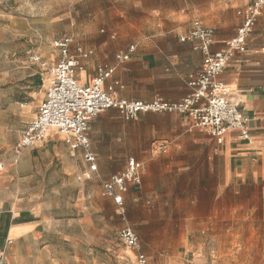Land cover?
I'll list each match as a JSON object with an SVG mask.
<instances>
[{
  "label": "crops",
  "instance_id": "0c3cea01",
  "mask_svg": "<svg viewBox=\"0 0 264 264\" xmlns=\"http://www.w3.org/2000/svg\"><path fill=\"white\" fill-rule=\"evenodd\" d=\"M252 1L128 0L144 13L153 12L146 6L169 4L156 10L168 21L167 27L138 29L139 45L121 46L115 57L107 47L106 52L100 47L95 55V49L84 46L93 54L83 61L85 70L78 73V80L85 83L93 78L96 60L117 67L104 87L113 86L122 99L180 101L193 91L189 79L200 73L204 62L197 43L182 41L181 36L200 20L214 30L211 51L224 50L242 23L241 11ZM116 36L111 34L112 39ZM130 45L136 51L119 63L116 56ZM59 57V52L49 53L52 63L41 59L46 66L30 59L46 70V77L41 73L44 95L38 109L50 81L49 69ZM220 79L231 86L232 98L249 118L251 142L232 130L218 142L180 112L140 114L133 122L144 124L139 131L143 136L131 137L129 121L118 110L107 109L90 120L98 170L83 180L78 176L89 170L83 149L68 146L57 129L17 155L14 149L24 128L38 112L32 114L33 105H28L29 112L23 113L28 122L17 144H0V251H6V264H45L46 260L97 264L99 247L109 251L106 260L115 253L121 263L134 262L136 252L119 237L125 226L139 235L147 256L163 247L189 246L215 222L235 218L242 210L253 211L256 202L264 201V8L245 49L233 56ZM115 123L121 126L120 140L149 144H121L118 151L110 144H96V134L105 127L109 133ZM131 158L143 162L144 169L141 184L127 182V190L120 193L126 209L122 215L114 199L103 194V185L123 172ZM119 244L123 247L116 252Z\"/></svg>",
  "mask_w": 264,
  "mask_h": 264
},
{
  "label": "rangeland",
  "instance_id": "374dc122",
  "mask_svg": "<svg viewBox=\"0 0 264 264\" xmlns=\"http://www.w3.org/2000/svg\"><path fill=\"white\" fill-rule=\"evenodd\" d=\"M127 1L0 0V144H17L28 122V116L23 113L29 112L31 107L28 105H33L31 113L35 114L44 95L41 73L46 77V70L39 64H33L29 57L38 54L41 59L52 63L49 53H58L54 41L65 35L72 37L73 47L80 43L83 47L95 49V55H98L100 47L103 52L107 47L115 57L121 46L139 45L141 33L138 29L149 32L167 27L168 21L156 10L169 7V4L146 6L153 12L144 13ZM112 33L117 34L115 39L111 38ZM98 64L95 60L94 66ZM133 120H128L129 136H143L139 131L145 128L144 124ZM119 127L117 123L110 125L109 133L105 127L96 134L95 143L110 144L115 151L123 148L121 144H149L120 140ZM256 203L254 212L242 210L235 218L215 222L189 246L171 250L163 247L162 251L147 253L150 263L264 264V201ZM121 247L119 244L115 251ZM96 251V256L101 259L97 264H136V258L134 262L121 263L115 253L106 260L109 251L100 247ZM45 264L52 263L46 260Z\"/></svg>",
  "mask_w": 264,
  "mask_h": 264
},
{
  "label": "built area",
  "instance_id": "2783aa9c",
  "mask_svg": "<svg viewBox=\"0 0 264 264\" xmlns=\"http://www.w3.org/2000/svg\"><path fill=\"white\" fill-rule=\"evenodd\" d=\"M263 8L264 0H253L243 8L242 23L236 35L227 42L224 50L216 52L211 51L213 28L204 25L200 20L192 22L190 30L181 36V40L197 43L196 48H199L205 57L200 73L189 79L193 91L177 102L159 97L150 102L120 98L113 86L104 87V82L114 75L116 66L99 64L93 78L80 83L78 73L85 70L83 61L89 59L93 51L77 43L73 52L74 40L67 35L56 39L54 47L59 52V61L49 69L50 81L45 98L36 116L25 126L16 153L20 154L22 150L44 141L50 129H57L65 135L66 143L70 144L71 148L83 149L90 169L78 176V179H89L92 172L98 170L96 154L92 150L89 136V123L93 117L107 109L118 110L127 120L137 119L140 114L148 112H180L191 118L194 127L207 130L218 142H222L224 135L230 130L239 132L242 139L251 142L249 118L242 112L239 103L232 98L231 86L223 82L220 76L233 56L245 49ZM135 51L136 46L130 45L126 53L116 56V60L119 63L126 62ZM31 60L46 66L39 56L34 55ZM143 169V162L131 158L123 172L113 175L103 185V194L114 199L122 215L126 213V209L120 193L127 190V182L135 186L141 184ZM119 237L127 249L136 252V264H151L142 251L139 235L131 226L123 227ZM6 263V251L1 250L0 264Z\"/></svg>",
  "mask_w": 264,
  "mask_h": 264
},
{
  "label": "bare ground",
  "instance_id": "6f19581e",
  "mask_svg": "<svg viewBox=\"0 0 264 264\" xmlns=\"http://www.w3.org/2000/svg\"><path fill=\"white\" fill-rule=\"evenodd\" d=\"M258 20H259V18H258ZM258 20H257V21H258Z\"/></svg>",
  "mask_w": 264,
  "mask_h": 264
}]
</instances>
